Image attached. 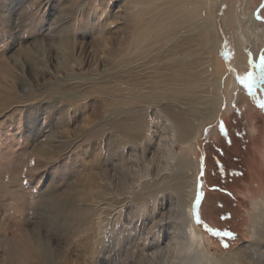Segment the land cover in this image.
<instances>
[{"label": "rangeland", "instance_id": "rangeland-1", "mask_svg": "<svg viewBox=\"0 0 264 264\" xmlns=\"http://www.w3.org/2000/svg\"><path fill=\"white\" fill-rule=\"evenodd\" d=\"M137 1L0 0V264L22 233L37 247L31 264H264V0L182 1L185 13L201 9L178 34L182 58L195 57L183 69L198 101L183 81L186 100L166 108L184 120L208 94L218 99L187 148L162 103L100 91L147 81L174 41L137 45L153 13L175 11ZM181 158L194 162L184 170ZM190 183L200 248L177 199Z\"/></svg>", "mask_w": 264, "mask_h": 264}, {"label": "bare ground", "instance_id": "bare-ground-1", "mask_svg": "<svg viewBox=\"0 0 264 264\" xmlns=\"http://www.w3.org/2000/svg\"><path fill=\"white\" fill-rule=\"evenodd\" d=\"M98 1V0H97ZM137 1V0H134ZM139 1V0H138ZM137 1V2H138ZM151 0H144L141 4H150ZM157 1H162V0H157ZM183 0H163V3L167 2V6L168 4H172L171 7L175 8L174 10H168L164 13V17L162 15V11H160L159 14L157 13H153L152 18L147 19V21L145 22L144 25H142L144 27V32L147 31V33H144L142 30L140 32V34H138V44L141 46V49H143L144 47L150 46V45H157L159 44V48H162L163 45H165L164 43L168 42V38L169 36L174 37V41L173 43L170 45V49L166 52H164V56H159L156 58V60H153L154 62H150L151 63H155V65H150L148 66V70H147V76L146 79L147 81H143V75L138 79L133 80V83L130 84L129 82V87L127 89H122L119 87H112V88H107L102 86L100 88L101 92H104L105 96L106 93L108 94H112L111 96L114 98L115 96H122L124 95L126 92V96H128V99L130 100L131 104H145L146 105H150L151 103L156 104V103H162L163 107L162 109H160L163 114H165V116L169 119V120H173L174 121V128L178 131L179 134V141H181L183 143V145L187 148L190 147L192 144H194L195 140L197 138H199V134H200V127L203 124L204 121H206L207 119H209L210 117H212V114L216 108V105L218 103V99H215V97H213L212 95L208 94L205 98L200 99L201 100V104L199 107H190L192 110H194V113L192 115V117L187 118V119H182L180 118L179 112H175L172 111V107H170V109L166 108L169 107L168 105H170V103H177V104H181L184 100H186L185 98H183L185 95H183V81H185L186 83H184L185 87L187 88L186 90H188V92H186L187 94V102L189 101V104H195L198 101L197 96H188L190 95V93L192 92V90L194 89H198L196 87H193V74L190 73V71L186 72L183 69V64L184 61L186 60V62L189 65H193V61L195 59V57H193V55H189L185 56L186 59H183L181 56L182 54L179 53L181 52V50H183V46L181 47L182 44V40L178 39V34L182 31L181 28H183L184 26H188V24L192 23L196 18H198L200 16L201 13V9L195 10L194 8H192L189 13H185L184 9L185 7L181 6ZM192 1V0H191ZM156 2V1H155ZM170 2V3H169ZM188 2V1H187ZM196 2V1H195ZM185 3V2H184ZM200 3V2H199ZM203 3V2H202ZM99 4V3H97ZM101 4V3H100ZM153 4V3H152ZM187 4V3H186ZM151 5V4H150ZM154 5V4H153ZM151 5V6H153ZM144 6V5H143ZM156 6V5H155ZM160 5H158L159 8ZM204 6V5H203ZM145 7V6H144ZM147 7V5H146ZM154 7V6H153ZM152 7V9H153ZM169 6V8H171ZM127 8V0H126V4L124 9ZM130 8V7H129ZM143 8V7H142ZM167 8V7H165ZM191 8V7H190ZM137 9V8H136ZM150 9V8H147ZM156 9V8H154ZM144 10V9H143ZM142 10V11H143ZM163 10V9H162ZM188 10V8H187ZM186 10V11H187ZM138 11V10H137ZM141 11V12H142ZM150 11V10H148ZM152 11V10H151ZM197 11V12H196ZM164 12V11H163ZM127 13V12H126ZM160 19V21L156 22V19ZM177 16V17H176ZM145 17V16H144ZM150 17V16H149ZM154 18V19H153ZM126 19V18H125ZM143 19V18H142ZM141 20V19H140ZM138 20V21H140ZM145 19H143L142 21H144ZM250 24L251 26L254 28L252 31L254 38L256 37V40H259L258 44L261 43V40L259 39L258 35H257V30L259 28L258 25H256L255 23H253V21L250 19ZM204 22H206L204 20ZM203 22V23H204ZM111 22H109L110 24ZM139 23V22H138ZM134 24V23H133ZM141 24V22H140ZM164 24V26H163ZM196 24V23H195ZM198 24V23H197ZM207 24H209V22L207 21ZM192 25V24H191ZM133 26V25H132ZM158 27V31H154L155 28L154 27ZM183 26V27H182ZM131 28V27H130ZM136 28V27H135ZM210 28V26H209ZM144 35H143V33ZM127 33V32H126ZM138 33V31H137ZM226 35V34H225ZM190 37V36H189ZM208 37V35H206V38ZM137 39V38H136ZM128 41V40H127ZM131 41V40H130ZM135 43L137 42L136 40H134ZM62 43V41H60ZM59 42V43H60ZM248 42V41H247ZM123 43V42H122ZM132 43V42H131ZM187 43V42H186ZM215 43V42H214ZM126 44V43H125ZM179 44V45H178ZM189 44V43H188ZM134 45V43L132 44ZM136 45V47H138ZM177 46L175 48H177L176 53L172 52L171 50V46ZM130 46V45H129ZM139 46V47H140ZM133 47V46H132ZM131 47V48H132ZM157 47V48H158ZM179 48V49H178ZM126 49V48H125ZM124 49V50H125ZM141 49L136 48L135 50L137 51H141ZM159 50V49H158ZM145 51V50H144ZM147 51V50H146ZM156 51V50H155ZM186 51V50H185ZM138 53V52H137ZM60 54V53H59ZM150 54V53H149ZM158 54V52H157ZM165 55H167L168 57H170L169 59H166ZM147 56V55H146ZM156 57V56H155ZM246 57V56H245ZM131 58V57H129ZM145 58V57H144ZM234 58V57H233ZM166 59V60H164ZM238 64L243 65L244 63V58L241 55H237L236 57ZM184 60V61H183ZM13 61V60H11ZM122 61V60H121ZM52 62V61H51ZM131 62H125L124 60L121 62L122 66H129ZM157 63H160L159 65H156ZM16 64V63H15ZM14 64V65H15ZM119 65V63H118ZM138 65V64H137ZM105 67V66H104ZM57 72L55 73H60L59 70L64 69L63 64L59 65V68H56ZM128 71L130 73L131 69L128 68ZM144 71V69L142 70V72ZM141 72V71H140ZM53 73V72H52ZM112 74V73H111ZM116 73L112 74L110 79L112 81V79H115V75ZM132 74V73H131ZM143 74H145L143 72ZM109 75V74H108ZM71 86V85H70ZM69 86V87H70ZM76 88V87H75ZM215 89V82H210L208 84V87H206L207 89ZM190 89V90H189ZM126 90V91H124ZM144 92V93H143ZM62 93V92H61ZM123 93V94H121ZM79 94V93H78ZM78 94H69L70 96H75ZM74 98V97H73ZM124 98V97H123ZM127 98V97H126ZM122 99V97H121ZM74 100V99H73ZM127 100V99H125ZM66 101V100H65ZM76 101V100H75ZM129 102V101H128ZM170 102V103H169ZM125 104V103H124ZM128 104V103H127ZM122 105V104H121ZM157 105V104H156ZM122 107V106H121ZM128 107V106H127ZM126 107V108H127ZM141 107V106H140ZM143 107V106H142ZM130 108V107H128ZM147 108V107H146ZM145 108V110H146ZM176 108V107H175ZM105 109H106V105H105ZM120 109V108H118ZM135 109V108H134ZM133 109V110H134ZM139 109V108H138ZM107 110V109H106ZM115 110V109H114ZM123 110V109H122ZM140 110V109H139ZM144 110V109H143ZM144 110V111H145ZM178 110V109H177ZM176 110V111H177ZM120 111V110H119ZM146 112V111H145ZM119 113V112H118ZM122 113V112H121ZM120 114V113H119ZM138 114V113H137ZM145 114V113H144ZM116 115V114H115ZM131 115V114H130ZM133 115V114H132ZM115 117V116H114ZM113 117V118H114ZM119 117V116H118ZM131 117V116H130ZM117 119V118H116ZM115 119V120H116ZM126 119V117H125ZM127 120V119H126ZM130 120V119H129ZM136 120V119H134ZM139 123V122H138ZM126 124V122H125ZM144 124V123H143ZM140 125H141V121H140ZM134 126V125H133ZM123 127V126H122ZM130 127V126H129ZM132 127V126H131ZM135 128V127H134ZM132 129V128H131ZM133 130V129H132ZM135 131V130H134ZM135 133V132H134ZM140 133V132H139ZM130 135V134H129ZM128 135V136H129ZM134 135V134H133ZM126 137V136H125ZM132 138V137H131ZM134 138V137H133ZM135 139V138H134ZM133 141V140H132ZM169 141V140H168ZM178 141V140H177ZM163 148V147H162ZM47 152V151H46ZM49 155V154H48ZM47 155V156H48ZM162 155V154H161ZM180 158V156H179ZM178 158V159H179ZM177 159V160H178ZM182 159V158H181ZM192 160V159H191ZM193 161V160H192ZM178 162V161H177ZM180 165L182 167V169H188L189 165L191 166L192 163H189V161L185 158H183L182 160H179ZM178 162V164H179ZM122 165V164H121ZM188 165V166H187ZM194 165V164H193ZM197 166V165H196ZM177 167V166H176ZM188 167V168H187ZM194 169V168H193ZM180 171L182 172V170L180 169ZM188 171V170H187ZM195 172V171H194ZM190 173V172H188ZM185 174V172H184ZM195 174V173H194ZM188 175V174H187ZM190 175V174H189ZM107 176V175H106ZM186 176V175H184ZM195 176V175H194ZM187 177V176H186ZM193 177V176H192ZM196 177V176H195ZM179 179V177L177 178ZM193 179V178H192ZM191 179V180H192ZM189 182V180H188ZM191 182V181H190ZM176 183V182H175ZM177 184V183H176ZM175 184V185H176ZM183 184V183H182ZM179 186V185H177ZM177 186L175 187V189L177 190ZM188 191H183V186H181L179 188V193H178V198L179 201L182 203V205H184V207H186L187 209V215L189 218L188 224L184 226H186V233L187 236L189 238V240L192 242L193 245H195L197 248L202 247L204 244L203 241V237L202 234L193 227L192 225V211H191V206L194 203L193 199H194V188H195V184L194 183H190V187L189 185L186 186ZM185 190V189H184ZM185 192V195H183ZM174 193V192H173ZM184 196V197H183ZM186 213V211H185ZM184 213V214H185ZM183 214V215H184ZM186 215V214H185ZM187 219V217H184ZM188 220V219H187ZM264 226V224H263ZM21 227V226H20ZM184 228V227H183ZM2 230V229H1ZM17 233H22L21 231H17ZM263 234V232H261ZM185 234V233H184ZM22 237H20V239L17 240L16 243H14L9 252L8 255L6 257L7 258V264H31V259L35 256V249L37 248L35 246V243H33L29 237L26 234H21ZM264 236V234H263ZM33 239V238H32ZM36 239V238H35ZM34 239V240H35ZM48 242V241H47ZM52 244V243H51ZM190 245V244H189ZM192 245V246H193ZM39 246V245H38ZM57 246V245H56ZM191 246V247H192ZM57 248V247H56ZM38 250V249H37ZM56 250V249H55ZM183 249L180 248H175L174 252L175 254H179L180 252H182ZM38 252V251H37ZM39 253V252H38ZM37 253V254H38ZM45 253V252H44ZM55 254V253H54ZM41 256V255H40ZM42 257V256H41ZM33 260V259H32ZM47 260V259H46ZM36 261V260H34ZM33 261V264H34ZM42 261V260H41ZM53 262V261H52ZM38 262H36L37 264ZM40 263V261H39ZM47 263V262H46ZM41 264V263H40ZM205 264H229V261L226 260H219L217 262H214V260H207L205 262Z\"/></svg>", "mask_w": 264, "mask_h": 264}, {"label": "snow or ice", "instance_id": "snow-or-ice-1", "mask_svg": "<svg viewBox=\"0 0 264 264\" xmlns=\"http://www.w3.org/2000/svg\"><path fill=\"white\" fill-rule=\"evenodd\" d=\"M261 107L264 108V104H261ZM223 128V126H222ZM197 203H199V199H197ZM215 235H221V233H214ZM223 235H230L229 233H224ZM226 247V245H225Z\"/></svg>", "mask_w": 264, "mask_h": 264}]
</instances>
